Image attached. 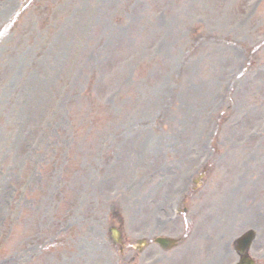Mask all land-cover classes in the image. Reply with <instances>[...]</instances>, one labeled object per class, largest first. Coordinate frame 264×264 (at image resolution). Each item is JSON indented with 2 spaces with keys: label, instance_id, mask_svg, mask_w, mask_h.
Masks as SVG:
<instances>
[{
  "label": "rangeland",
  "instance_id": "1",
  "mask_svg": "<svg viewBox=\"0 0 264 264\" xmlns=\"http://www.w3.org/2000/svg\"><path fill=\"white\" fill-rule=\"evenodd\" d=\"M263 140L264 0H0L2 264H133L108 223L150 235L204 162L243 197Z\"/></svg>",
  "mask_w": 264,
  "mask_h": 264
}]
</instances>
